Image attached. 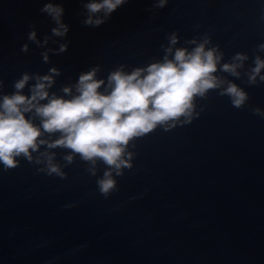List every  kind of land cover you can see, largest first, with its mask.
I'll list each match as a JSON object with an SVG mask.
<instances>
[{"label": "water", "instance_id": "obj_1", "mask_svg": "<svg viewBox=\"0 0 264 264\" xmlns=\"http://www.w3.org/2000/svg\"><path fill=\"white\" fill-rule=\"evenodd\" d=\"M46 2L0 0L6 94L23 72L60 69L52 89L60 94L95 65L98 78L120 64L145 66L163 56L174 31L178 46L208 33L225 61L245 52L248 65L264 43V0H169L163 9L128 0L100 27L82 23V0H55L70 27L63 38L51 37L56 25L40 12ZM32 30L42 46L27 39ZM61 43L67 50L48 52L44 63L41 53ZM245 80H235L250 97L244 108L209 92L190 124L137 139L133 168L116 177L118 191L107 199L96 185L103 166L93 177L79 157L65 179L37 174L23 159L9 171L0 165V264H264V118L251 111L264 110V84ZM55 151L63 164L65 150Z\"/></svg>", "mask_w": 264, "mask_h": 264}, {"label": "clouds", "instance_id": "obj_2", "mask_svg": "<svg viewBox=\"0 0 264 264\" xmlns=\"http://www.w3.org/2000/svg\"><path fill=\"white\" fill-rule=\"evenodd\" d=\"M169 0H153V9H163ZM88 27L105 24L128 0H82ZM40 12L56 25L51 37H66L70 27L63 22L65 9L55 0H47ZM34 29V25L31 26ZM51 37L46 36V45ZM27 39L42 46L32 30ZM162 44L163 56L145 66L126 71L120 64L106 78H98L101 66L81 72L75 83L63 85L60 94L52 91L61 70L52 67L47 74L23 72L13 82L14 91H3L0 79V165L3 171L20 166L21 159L32 164L37 174L67 178L64 168L76 158L87 165L86 171L97 177L100 166L103 174L96 179L99 193L106 199L118 191L116 177L133 168L137 153L135 141L157 128L170 131L190 124L204 110L198 100H206L209 92L227 96L231 106L242 109L249 101L247 91L235 80L246 77L249 86L264 84V43L250 57L236 52L227 61L218 44L208 33L200 38L185 39L178 46L177 32L167 34ZM61 43L58 49L41 53L48 63V52L59 55L67 50ZM21 51L28 52V44ZM232 77L234 79H229ZM32 81V83H30ZM28 89V94L24 90ZM253 115L264 118V110L251 109ZM56 149L65 150L63 164L57 160Z\"/></svg>", "mask_w": 264, "mask_h": 264}]
</instances>
